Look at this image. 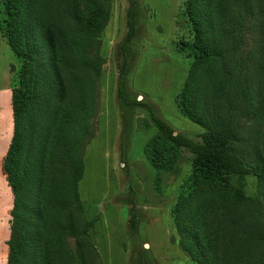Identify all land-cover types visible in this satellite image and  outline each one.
Here are the masks:
<instances>
[{
  "label": "rangeland",
  "instance_id": "rangeland-1",
  "mask_svg": "<svg viewBox=\"0 0 264 264\" xmlns=\"http://www.w3.org/2000/svg\"><path fill=\"white\" fill-rule=\"evenodd\" d=\"M130 1L110 0L105 5L104 0H35L40 17L71 63L76 58L68 52V41L79 35L92 10L103 8L109 13V21L92 50L98 73L71 78L59 63L61 76L74 81L76 93L81 91L80 86L85 89L84 84H91L89 89L93 91V135L84 147L83 174L77 190L80 219L91 223L89 238L97 255L96 264H197L181 245L185 240L189 250L197 247L189 232L193 214L198 215L195 219L201 243L215 252L209 253L211 262L225 264L232 259L229 264H264V180L253 176L225 178L196 168L193 156L166 142L151 121L150 112L176 134L195 142L205 131L181 110L189 72L197 60L193 52L178 51L180 41L192 42L195 37L186 16V0H133L136 34L128 44V70L119 93L118 50L126 34ZM18 4L19 0H0V264L7 263L13 200L2 165L13 133L11 93L18 86L23 67L8 44L10 21L22 22L20 17H10ZM247 42L243 49L251 47V41ZM46 47L45 54L49 55ZM223 51L225 60L208 67L210 81L194 89L197 96L190 95L197 98L213 129H219L218 120L228 119L226 101L222 110L214 109L211 103L215 84L228 79L235 87L243 77L245 53L243 57L236 54L233 45ZM263 67L264 57L262 68L257 70L259 82L256 73L247 76L248 82H240L241 91L250 96L247 103L254 109L264 108ZM242 101L236 97L232 109L239 110ZM236 121L234 151L247 166L257 167L264 162V120L241 114ZM151 158L159 168L152 165ZM56 163L53 188L62 201H67L70 185L63 169L67 161L56 158ZM239 187L249 199L245 205L226 209L212 203L223 193L235 196ZM45 220L52 230L58 227L52 206L47 208ZM50 235L49 246L55 254L58 246L54 233L50 231ZM74 241L68 239L73 251Z\"/></svg>",
  "mask_w": 264,
  "mask_h": 264
},
{
  "label": "trees",
  "instance_id": "trees-1",
  "mask_svg": "<svg viewBox=\"0 0 264 264\" xmlns=\"http://www.w3.org/2000/svg\"><path fill=\"white\" fill-rule=\"evenodd\" d=\"M109 1L104 0V4L108 5ZM186 11L195 37L192 42L180 41L178 51L193 52L197 60L189 72L181 110L184 116L205 131L199 135L200 141L195 142L176 134L152 112L151 121L166 142L174 148L186 149L193 156L196 168L213 171L225 178L243 180L253 176L264 180V162L257 167L247 166L233 147L236 138L234 127L241 114L251 120H264V108L254 109L247 103L251 101L250 96L246 97L241 91L240 83L248 82L247 76L251 73L257 74V82L260 80L257 70L262 68L264 57V0H186ZM10 17L22 19V22L10 21L8 44L14 55L23 61V67L18 86L11 93L13 133L2 165L13 197L6 264H96L97 255L89 238L91 223L80 219L82 209L77 190L83 174L84 147L93 135L90 120L94 97L89 89L91 84H84L85 89L80 86L81 91L76 93L71 78L98 73L97 58L92 55V50L96 38L109 21L108 10H92L79 35L68 41V52L71 57L75 56V63L63 57L51 28L39 15L35 0H19L15 14ZM136 17V2L132 0L127 11L126 34L118 50L119 93L128 70V44L136 34ZM247 41L252 45L243 49ZM227 45L236 47L235 53L241 57L245 53L241 66L243 77L235 87L228 79L215 84L211 103L214 109L222 110L223 101H226L228 119L218 120L219 129H213L207 123L197 98L190 95L197 96L194 89H201L210 81L208 67L225 60L223 50ZM46 46L51 51L49 55L45 54ZM59 63L67 68L70 79L61 76ZM236 97L243 100L239 110L232 109ZM56 158L67 161L63 167L70 185L67 201H62L53 188L52 170L57 164ZM151 162L159 168L154 158ZM248 202L240 187L235 196L223 193L212 199L215 206L226 209L239 208ZM29 204L36 213L30 211ZM51 206L59 220L58 227L54 226L53 230L45 220L46 210ZM195 216L198 217L193 214L189 220L192 225L189 232L197 247L189 250L184 240L182 248L197 264H214L209 258L213 250L201 243ZM179 221L183 223V220ZM33 224L34 234L31 233ZM50 231L54 233L55 245L58 246L55 254L49 246L52 241ZM68 239L75 240L74 251ZM229 260L225 264H229Z\"/></svg>",
  "mask_w": 264,
  "mask_h": 264
}]
</instances>
